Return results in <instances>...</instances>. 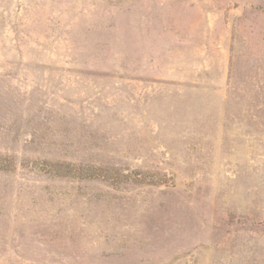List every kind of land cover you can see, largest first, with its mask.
I'll use <instances>...</instances> for the list:
<instances>
[{"label":"rangeland","instance_id":"374dc122","mask_svg":"<svg viewBox=\"0 0 264 264\" xmlns=\"http://www.w3.org/2000/svg\"><path fill=\"white\" fill-rule=\"evenodd\" d=\"M0 264H264V0H0Z\"/></svg>","mask_w":264,"mask_h":264}]
</instances>
